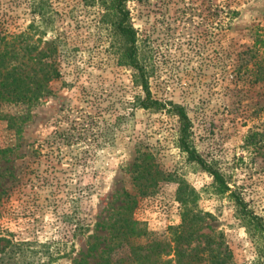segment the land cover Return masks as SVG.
<instances>
[{"label":"rangeland","instance_id":"1","mask_svg":"<svg viewBox=\"0 0 264 264\" xmlns=\"http://www.w3.org/2000/svg\"><path fill=\"white\" fill-rule=\"evenodd\" d=\"M93 1L0 0V29L60 74L36 103L0 108L6 264H70L126 205L163 238L183 200L229 264H264V239L231 195L264 221V0L126 3L152 99L185 106L194 147L231 190L179 147L170 104L141 106L147 93L117 16Z\"/></svg>","mask_w":264,"mask_h":264},{"label":"trees","instance_id":"2","mask_svg":"<svg viewBox=\"0 0 264 264\" xmlns=\"http://www.w3.org/2000/svg\"><path fill=\"white\" fill-rule=\"evenodd\" d=\"M37 2L38 7L40 2ZM91 4L95 1L86 0ZM129 0H101L107 11H114L118 31L125 37L128 45L125 54L131 59L132 66L138 71L137 80L147 96L141 101L144 108H167L178 117L180 122L179 147L187 154L190 161L199 163L204 170L214 176L215 180L226 190H231L223 175L211 163L200 155L193 145L192 119L184 105L173 102L164 103L152 99L149 90L148 69L137 57L135 33L128 23L126 3ZM36 2V0H34ZM19 36H9L0 29V108L4 104H33L48 93V83L58 77L59 71L53 61L43 56L30 55L26 58L21 47L16 46ZM41 55V54H40ZM262 78L264 79V56L261 61ZM239 213L252 224L257 234L264 239V221L261 216L249 210L248 204L240 192L232 191ZM185 208L181 222L169 226L165 237H156L143 222L131 215L130 206H121L114 219L103 224L109 232L108 237L101 239L95 236L89 242L88 251L81 257L74 258L70 264H229L228 254L212 245L211 233L203 232L204 216L189 207L183 200ZM202 240H205L204 242ZM5 242V243H3ZM11 243L0 233V264L9 262L8 246ZM122 250L123 253H120ZM264 253V252H263ZM97 259L92 263L90 258ZM57 258V257H55ZM11 264V263H9Z\"/></svg>","mask_w":264,"mask_h":264}]
</instances>
